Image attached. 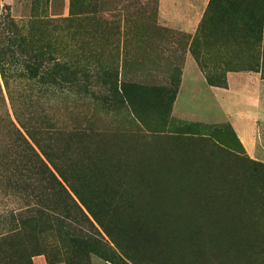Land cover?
Segmentation results:
<instances>
[{
  "label": "rangeland",
  "instance_id": "374dc122",
  "mask_svg": "<svg viewBox=\"0 0 264 264\" xmlns=\"http://www.w3.org/2000/svg\"><path fill=\"white\" fill-rule=\"evenodd\" d=\"M14 26L75 76L60 94L40 60L6 65L57 134L31 142L42 165L0 127V264H264V122L247 156L210 97L176 101L188 59L219 86L260 67L264 0H0V48Z\"/></svg>",
  "mask_w": 264,
  "mask_h": 264
},
{
  "label": "trees",
  "instance_id": "16d2710c",
  "mask_svg": "<svg viewBox=\"0 0 264 264\" xmlns=\"http://www.w3.org/2000/svg\"><path fill=\"white\" fill-rule=\"evenodd\" d=\"M264 30V29H263ZM20 30L17 29V27H13V30L9 33L7 37V45L3 48H0V74L3 81V87L5 89V92L8 95V101H9V110L6 106V103L4 101L3 95H2V89L0 86V110L3 111V115L0 114V127L2 126L6 130H8L13 135V142L18 147L20 152L24 153L27 156L31 152H34V157L38 158L40 161V164L43 165L42 161L39 159L38 155L35 154V151L32 147L31 142L37 147L41 148V140H38V136L44 134L48 137H53L57 133L54 131H50L52 127H47V124L41 123L39 119L37 121H34L33 118L28 117L26 114L22 113V110L25 107H21L19 100L14 99L11 95V88L6 80L7 73L9 72L8 69V63L11 61H15V55L16 53L21 54L23 56L28 57L27 61L40 60V64L37 65V68H31L27 67L25 68L27 74L31 77L33 75L39 74L40 77H47L48 82L45 85V90H53L55 93L59 92L60 94L63 93L62 90L69 88L73 82L74 73L72 70H70L65 64L60 63L58 58H48V60L45 61V65L43 64L44 56L50 57V55H47L42 53L37 47L36 44L38 43L34 39H27L19 32ZM14 49H17V51H14ZM262 49V64L260 67L263 69V62H264V36H263V46ZM52 55L56 54L55 52H51ZM52 57V56H51ZM34 73V74H33ZM264 75V73H263ZM207 83L210 86H216V87H224L226 82L222 86H219L218 84H213L212 80L210 78H206ZM44 93V92H43ZM100 100L102 103H105L106 97L104 94L100 96ZM127 102L130 103V100L126 98ZM11 111V114L10 112ZM5 118V119H4ZM47 118L46 116L44 119ZM51 180V179H50ZM53 181V179H52ZM56 185H61L55 180ZM164 204L173 208H178L181 206H184L185 202L183 198H176V197H168L167 200L164 202ZM46 210L50 211L48 208ZM190 214L188 213V209L184 207V210L182 213L178 214L177 217L181 218L183 221H188Z\"/></svg>",
  "mask_w": 264,
  "mask_h": 264
},
{
  "label": "crops",
  "instance_id": "0c3cea01",
  "mask_svg": "<svg viewBox=\"0 0 264 264\" xmlns=\"http://www.w3.org/2000/svg\"><path fill=\"white\" fill-rule=\"evenodd\" d=\"M224 87L209 86L194 60L188 59L177 96L183 95L190 104L196 99L210 97L215 107L227 115L232 139L226 140V147L252 156L257 147V125L264 122V75L262 67L256 71H232L226 74ZM229 115L232 122L229 119ZM212 126L223 122L212 121Z\"/></svg>",
  "mask_w": 264,
  "mask_h": 264
}]
</instances>
